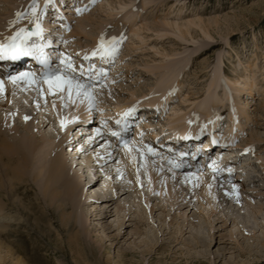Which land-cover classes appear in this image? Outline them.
<instances>
[{
	"label": "rangeland",
	"instance_id": "374dc122",
	"mask_svg": "<svg viewBox=\"0 0 264 264\" xmlns=\"http://www.w3.org/2000/svg\"><path fill=\"white\" fill-rule=\"evenodd\" d=\"M20 3L24 9L19 12V17L17 14L11 17L9 11L16 12ZM48 4L46 0H28L25 3L21 0H0V33L5 32L3 36L9 37L18 27L28 29L32 24L40 23L43 26L51 23L54 26L52 29H58L57 33L64 35L63 44H59L66 50H63L65 58L84 52L75 57L77 59L87 55L88 51L90 55L94 46L92 51L97 50L101 38L108 47H111L113 37L123 42L116 46L117 51L113 54L116 66L112 76L105 84L90 88L94 89L95 103L104 106L102 116L105 117L98 114V106H93V121L85 126V122L77 121L70 128L69 141L63 148L64 156L72 161L74 170L80 176L79 188H82L84 199L81 207L75 214L71 206L63 205L67 203L62 200L63 197H56L54 201L44 198L39 180H33L29 173L15 188L17 194L13 193L14 188L9 187L7 181L8 185L0 192V204L5 206L1 214L12 227L4 231V238H0L4 246L0 250V258L6 250H12V243L23 252L28 262L34 264H264V219L263 223L257 220L242 222L235 220V213H219L221 204L217 201L214 203L211 196L195 183L188 188L179 181L178 197L181 198L174 203L165 190L164 179H156V182L148 176L151 171L159 170L148 155L150 148L158 146L153 142L179 136L177 130L173 129L176 121L187 116V113L189 117H195L191 121L188 119L187 124L203 123V133L207 134L208 131L204 129L209 128L207 122L211 119L207 111L210 110L220 123L218 133L227 141L223 149V160L227 162L220 163L218 171L226 170L233 163L230 170L239 178L233 185L228 179L226 182L224 177L217 178L219 174H214L219 186L223 183L232 187L245 186L248 179L246 188L252 191L246 194L247 199L260 201V195L264 196V190L259 187L264 184V0H78L76 9L83 11L77 14L75 10L72 20L67 16L70 26L62 32L60 27L45 20ZM33 5L36 7L35 15L31 12ZM215 19L217 22H213L216 24H213L210 37L192 25L190 35L181 39L167 25L184 26L187 22ZM114 30H117V36ZM203 51L208 54L201 56ZM178 64L179 67L173 69ZM229 79H234V83ZM157 85L165 89V94L155 97ZM37 92L34 100L27 105L32 124L46 118L49 125L42 131L36 130V137L28 132H25L26 136L21 135V139L31 142L30 146L27 142L23 145L28 152L35 144L42 147L48 142H43L39 135H48L51 146L62 141L63 134L68 135L69 132L65 133L67 124L61 130L58 111L65 117L77 112L74 106L62 105L58 109L56 100L62 93L54 91V94H50L48 90L43 92V89ZM212 94L218 98L203 113L198 107ZM169 96L171 99L168 100ZM65 97H69V94ZM77 98L80 101L88 100L84 96ZM65 100L69 101L68 98ZM247 100L251 103L248 104ZM163 101L168 104L162 112L166 113L165 117L157 116L145 123L141 133H146V129L148 133H144L139 145L129 146L135 156L134 169L127 166L122 153L124 149L116 151L108 144L102 150L108 140L105 134L108 130L101 134L102 138L99 137L104 130L99 127L100 121L103 125L112 118L106 123L112 124L119 114L117 112L125 106L138 109L143 105L152 107L150 111L155 107L162 111ZM152 102L157 103L152 106ZM233 113H236V117ZM4 118L0 109V122ZM230 124H234V131L229 130ZM21 133L24 134V131L21 130ZM231 136L234 140L229 143ZM246 149L254 151L245 152ZM113 151L112 156L118 155L121 161L116 160V165L112 167L103 162L98 164L100 156L105 158ZM89 156L92 157L91 161ZM124 165L128 168L124 173H119L118 170ZM214 170L217 171V168ZM3 171L6 169L3 168ZM163 173L177 184L174 174ZM207 173L205 171V176H213ZM106 176L110 178L109 185L102 188ZM138 177L143 183H139ZM121 180L126 193L111 205L109 211L103 204H94L95 193L102 196L104 192L110 196L113 189L121 186ZM92 181L94 183L91 184ZM253 183L259 184L258 187H251ZM62 205L66 208L61 209ZM245 211L253 214L250 209ZM226 218L229 222L225 221ZM197 234L203 237L202 244L196 241Z\"/></svg>",
	"mask_w": 264,
	"mask_h": 264
},
{
	"label": "bare ground",
	"instance_id": "6f19581e",
	"mask_svg": "<svg viewBox=\"0 0 264 264\" xmlns=\"http://www.w3.org/2000/svg\"><path fill=\"white\" fill-rule=\"evenodd\" d=\"M21 1H23L25 3L28 0H21ZM33 1H35V0H33ZM53 2H56V1L53 0ZM17 5H19V6H17L19 8L16 10V12H14L12 10L9 11V13L11 14L10 15L11 17L14 16L15 14H17V12L19 13V12H21L24 9V5L23 4L20 3V4H17ZM75 5H76V3L74 4V6ZM44 8H45V5H44ZM44 8H42V9H44ZM63 8L66 9L65 13H67V12L70 13V11H72L71 12V14H72L75 11V10H72V9L70 10L69 9L70 7H63ZM9 13H8V15H9ZM66 19H67V17H66ZM213 22H217V20L216 19L215 20H208V21L198 20L197 22H187L184 26L183 25H178V24H174L173 25V24H170V23H167V25L169 27H172L176 31V33L178 34V35L176 34L177 37H179L181 39H183V38L185 39L187 35H190V28H191L192 25H194L195 27L199 28V30L205 36L210 37L211 31L214 30L213 24H216V23H213ZM134 24H135V22H134ZM55 25H56V27L62 26L60 24H55ZM46 26L50 27V28H48V30L46 32L51 31L52 27H54V26H51V23L47 24ZM31 28H33V26L29 27L28 29H31ZM117 30L113 31V32L116 31V33H115L116 36H117ZM14 31L15 30L10 31L8 33H12ZM4 33L5 32L0 33V44H2L7 38V36H3ZM50 34L52 36L53 30L50 32ZM106 37H109V35L106 36ZM110 38H111V36H110ZM108 40H110V39H108ZM56 45L61 46V44H59V41H57L55 44L53 43V46H56ZM90 48H92V47H90ZM94 49H95V46L93 47L92 50H94ZM84 51H86V50H84ZM81 52L84 54L83 51H81ZM89 53L90 52L88 51L86 54L89 56ZM207 54L208 53L203 51V52H201L200 55L201 56H205ZM82 56H85V55H82ZM170 66H171V64H170ZM170 66H168V68ZM177 67H179V64L173 69H176ZM18 71H20V70H18ZM18 71L15 73L16 75L19 74ZM177 71H178V69H177ZM22 72L23 71H21L20 73H22ZM66 76H71V74L70 75L68 74ZM234 76H236V75H234ZM234 76H233V78H235ZM30 79H32L31 75L25 76L23 74L21 77H18L15 80V82H13L11 80L8 83H3L4 92L0 93V109L2 110L3 116H5L4 120L2 122H0V192H1V190L3 191L5 186L8 185L7 181H9V185H10L9 187L14 188L13 193L17 194L18 190L16 189V191H15V188H17V186H19V184L25 179L23 176L27 175L29 173L30 175H32L33 180H35V181L39 180V183H40L39 185L40 186L39 185L38 186L40 187V191L43 194L44 198L47 197L48 199H50V201H54V199H56V197L57 198L63 197L62 200L64 199L65 203L67 202L66 204H63V205L71 206V208H73V212L76 214L78 207H81V204H80V203H82L81 201L84 200L82 198V192L83 191H82V188H79V185H80L79 173L74 170V165L72 164V161L70 160L71 164H72L71 165L70 161L68 160V158H66V156H64L63 148H64V145H67V142L69 141L68 137L71 134L70 133V128L73 127L74 124H77V121H79V123L85 122V123H83L84 126L86 125V123L93 121L94 117L92 118V112H91V108L93 106H98V108H97L98 109V114H100V116H102V113H103L102 112V108L104 106L102 107L99 103L98 104L95 103L94 99H93V103H91V104L89 103L88 100H84V101L81 100L80 101L77 98L78 95L76 93L75 88H73L71 96H69V97H65L66 94H69V92H68L66 87L63 90H54L55 92L62 93V95H60V96L58 95L59 98L56 100V103H57L56 106L59 107V108L57 107L58 109H60V107L62 108V105L68 106V107L74 106L76 111H77L76 114L74 112V113H72L71 116H67V117L62 116L61 112L58 111V114H59L58 119H59L60 123H61V121H63L65 125L67 124V126L65 127V133L69 132V134L68 135H66V134L64 135L63 134V140L58 142L57 144L51 146L52 142H49L51 140V139H49V136L45 135V134L40 136L39 133H38L39 137L43 140V142H46V141H48V142L46 144H43L42 147L36 146L38 144L34 145V143H33L34 146L32 147L31 151H29V152L25 151V149H24L25 146H23V145L25 144V142H27L28 145L31 142L30 141H26L24 139H21V135L26 136L25 132H28V133H31L33 136L36 137V133H37L36 130L38 132L42 131L43 128H46L49 125V120L46 119V118H41V120H39V123L37 122V124L36 123L32 124V116H30L31 113H29V111L27 109V107H29V106H27V105H30L29 103H31V100L32 101L34 100V97L37 96V93H38L37 91L41 87L34 88L32 86L33 82ZM229 81L234 83L235 80L234 79H229ZM239 81L240 80L238 79L237 82H239ZM215 83H217V82H215ZM159 86H161V85H159ZM157 87H158V85H157ZM42 89H43V92H46V90L49 91L48 84L47 83L44 84V86H42ZM163 89L164 88L158 87L154 91V96L157 97L159 94H163L164 91H165V89L164 90ZM166 89H168V88H166ZM260 89H262V88H260ZM263 89H264V87H263ZM89 91H90V93L92 95H94V92H93L94 89L93 90L89 89ZM241 91H239V92H241ZM259 92H260V90L257 91V93H259ZM47 93H49V92H47ZM167 94H170V92L167 91ZM213 94L209 95L208 98H206V100H203L202 103H200L198 108L202 112L203 111H207L205 109H207L210 106V104L214 103V100H216V98H218V97L214 96ZM260 95H262V94H260ZM43 97H45V96H43ZM251 97H253V96H251ZM65 98H68L69 101H66ZM152 98H154V97H152ZM169 98L171 99L170 96L168 97V100H169ZM38 99H40V98H38ZM168 100H167V102H169ZM59 101H60V103H59ZM165 102L162 103V105H161V110H162L161 112H163L164 109L166 108L165 105L167 103H165ZM156 103L157 102H152L150 104H153L152 106H155ZM247 103L249 104L251 102H249V100H247ZM132 106H134V105H131V107ZM213 106H215V105H213ZM128 108L129 107L125 106L122 109H120V112H117V113H119L118 116L116 118H114L112 123H115L118 119H120L121 116L123 117L126 114V112L128 111ZM222 108H223V106H222ZM58 109H55V110L57 111ZM156 109H158V108L155 107L153 110L149 111L150 118H148V120L151 119L155 115V113H153V112H155ZM208 109H210V107ZM208 111H210V110H208ZM208 111H207L208 117L210 116V119H211L209 122H207V125H208L207 127H209L208 128V132L213 136L214 139H217L218 137H221L220 139H222L223 145L226 144L227 141H225L222 138V136H220V133H218V131H217V129L220 128V126H218L220 123L218 124V121H217V118L215 117V114L211 113V111L210 112H208ZM178 114H180V113H178ZM173 115H174V113H173ZM232 115L234 117H236V113H233ZM25 116L29 117L27 122H25V120H24ZM189 116H188V113H187V116H184V117H181L180 119H178V121H176L177 125H176V127H174L173 130H177V132L179 133V136H184L185 134L194 135L197 132H198V134L202 133V135L208 136V134H209L208 132H207V134L203 133V130H202L204 128L203 123L196 124V125H191V124L188 125L187 124V121H189V120L191 121V120H193L195 118V117H189ZM155 117H157V116L155 115ZM100 122L102 123V121H100ZM109 126H112V125L110 124ZM140 129H142V128H140ZM234 129H235L234 128V124L233 125L230 124L229 125V130H233L234 131ZM21 130L24 131V134L21 133ZM104 131L105 130H103V132L100 131L101 133L99 132L100 133V135H99L100 138L103 137V135H101V134L105 133ZM106 132H108V131H106ZM95 134L97 135V131H95ZM105 134L108 135V133H105ZM198 134H196V135H198ZM40 138H38V140H41ZM88 140L89 139H87V141ZM233 140H234L233 136L229 137V143H232ZM108 144H110V143L107 140L106 143H104L102 150H105V148H106V146ZM69 147H70V145H69ZM223 149H221V151H219V152L220 153H224ZM114 152L115 151H113V153L110 154V155H106L105 158H103L104 156H100V161L98 162V164L103 162L104 165L105 164H109L110 167L115 166L116 165V160L117 161H121V158L118 157V155L116 157L112 156L114 154ZM76 153H78V152L76 151ZM122 153L126 157V159H124V160L127 162V166H129L130 169H134L133 163L135 162V156L132 153L131 148H129V146H128L126 149L122 150ZM71 154H72V151H71ZM88 159L91 161L92 157L89 156ZM238 159H240V158H238ZM222 160L223 159L219 160V164H220V162L221 163L222 162H224V163L227 162V160H223V161ZM232 160H229V161H232ZM121 163L123 164V162H121ZM230 164H231V166H229V167H232L233 163H230ZM119 165H121V164H119ZM124 167H125V165H124ZM124 167H122V169H119L118 172L119 173H124L125 170L128 168V167L127 168L126 167L124 168ZM3 168L6 169V171H3ZM85 170H86V167H85ZM213 170L214 169L207 170V168H205V170H201L198 173H194L193 175H191V174L190 175L189 174H187V175L185 174V175H179V176L175 175L176 177H178V178L175 177V179H177V184L174 183L171 180V177L166 176V174H164L163 171L160 170V168H159L158 171H151V173L148 174V176L150 178H154L156 182L158 181L156 179H159V178L164 179L163 182H164V186L166 187V188L165 187L164 188H165V190L167 189L168 197L174 203L177 200V198H181V196L178 197V194L180 193V188H179V185H178L179 181H181V183H183V185L187 186L188 188H190L191 186L193 187L194 183H195L196 186L201 187V189L203 190V192L206 195L211 196V199H212V201L214 203H215V201H217V202H219L221 204L222 210L219 211V213H222V212L227 213L228 211L232 212V213H235L236 216H237V217H235L236 218L235 220L239 219L237 221H242L243 222V221L246 220L248 222H253L254 220H257L259 223L262 222V220L264 219V196H261L260 193H258L260 195V198H261L260 201H251V200L247 199L248 197H247L246 194L248 193V191H250V192L252 191L251 188L250 189L246 188L249 184H245V186H244V184H241L239 186L236 185L235 186V190H234V186L232 187L231 184L227 185V184L223 183L222 185L219 186L218 181H217L216 177L214 176V174H219V175H217V178L224 177L225 181L228 179L233 185H235L234 182H238L239 178L236 175L234 176V174H231V175L228 174L229 172H226V173L223 172L222 173V172L215 171L216 169L214 171ZM205 171H206V173L210 172V175H213V176H210V177L209 176L208 177L205 176ZM84 172L85 171L83 170L82 173L84 174ZM97 173H99V171ZM137 176L138 175L136 174V177ZM140 180L141 179L139 178L138 179L139 183H143V182H140ZM247 180L245 182H247ZM109 181H110V178L108 176H106L105 177V181H104V183L102 185V188L103 187L106 188L109 185V183H108ZM92 183H94V181H92L91 184ZM122 183H123V180H121V182H120L121 186H119V188L113 189V192L111 194L112 196L111 195L110 196L106 195L104 192H102V196H100L99 194L94 192L95 193V195H94L95 197L94 198L96 200L94 204H101V205L103 204L105 207H107L106 211H109L110 207L113 206V203L116 202V201H119L120 198L122 197V195L124 193H126V187ZM153 184H154V182H153ZM252 185L253 186L257 185V187H258L259 184L253 183V184H251V187H252ZM260 185L261 186H259V187L262 190H264V184L262 183ZM227 186L231 187V188L229 189V188H227ZM253 191H255V190H253ZM225 193H229V195H225ZM258 194H254V195H256L255 197H259ZM85 200H88V199L85 197ZM63 205L61 206V209L62 208L64 209L65 206H63ZM245 208L252 210L253 214L251 212H246ZM4 210H5V206L0 204V215L3 218V219L0 218V220H2V221H0V229H1L0 230V238H4V236H5L4 235V231L6 229L12 227V224L9 221H4V217L1 214V212H3ZM150 212H152V210ZM226 220H227V222H229V220L227 218L225 219V221ZM232 221H233V219H232ZM237 221H234V222H237ZM240 225H241V223H240ZM195 238H196V241L201 243V244L204 242L203 237L200 236L199 234H197ZM11 245L13 246L12 250L9 249V250L5 251L4 256L0 258V264H6V263H11V264H34L33 262H30V261L28 262L25 259V256H24V254H23V252L21 250H19L18 248L16 249L15 248L16 246H14L12 243H11ZM3 248H4L3 243L0 241V250L3 249ZM15 255H17L18 258H14ZM143 255L144 254H142V256Z\"/></svg>",
	"mask_w": 264,
	"mask_h": 264
},
{
	"label": "snow or ice",
	"instance_id": "6c2138e0",
	"mask_svg": "<svg viewBox=\"0 0 264 264\" xmlns=\"http://www.w3.org/2000/svg\"><path fill=\"white\" fill-rule=\"evenodd\" d=\"M51 2V0H46V4ZM82 9L77 8L76 12L77 14L82 13ZM31 12L33 15L36 14V7L33 5L31 8ZM19 13H17V16L19 17ZM39 19V17H37ZM37 29H39V24H37ZM26 30L25 29H20L19 32L16 33V35L12 38L11 43L9 44H0V59H5L10 57L11 59L15 60L18 57L21 56H29L32 54V48L29 45L28 42V37H31L33 35H37L38 33L36 31L32 32H27L25 35ZM122 39L117 40V38L113 37L112 40L110 41L111 47H108L105 45L103 38H101L97 50L93 51L91 55L95 57L97 55V51L102 52V57L104 56H110L113 55L117 51V45L119 43H122ZM63 55V54H61ZM85 60L89 59L88 55H85L84 57ZM61 64H65L66 61L64 59L60 60ZM42 64L47 66L48 61L47 59L42 60ZM66 67L71 70L72 72L75 71L73 68V65L71 63V60L69 59L66 63ZM91 71V69H90ZM25 76H28L29 74H24ZM45 75V83L48 84V89L50 94H54V90H63L65 87L67 88L69 92V96H71V93L73 91V88H75L76 93L78 96H84L87 97L89 103H93V95L90 93L89 89L92 87L91 85L88 84H83L79 80H77L74 76H65L62 74H56V73H47V74H42ZM9 79L15 82L17 79L16 77L9 76ZM4 92V86H3V81L0 80V93ZM174 94V93H172ZM55 105H53L54 107ZM133 109H129V111H132ZM29 119L28 116L24 117L25 122ZM119 123V122H117ZM65 127V124L63 121L60 123V128L63 130ZM115 135V133H113ZM215 142V141H214ZM151 151V149H149ZM248 151H254L253 149H246L245 152ZM229 171H231L229 169ZM119 178V177H118ZM139 179V178H138ZM235 190V186H234ZM225 195H229V193H225Z\"/></svg>",
	"mask_w": 264,
	"mask_h": 264
}]
</instances>
